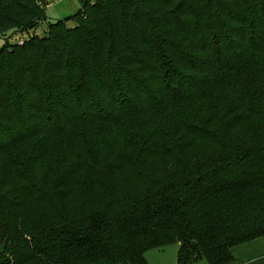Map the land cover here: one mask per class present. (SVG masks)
<instances>
[{"label": "trees", "instance_id": "16d2710c", "mask_svg": "<svg viewBox=\"0 0 264 264\" xmlns=\"http://www.w3.org/2000/svg\"><path fill=\"white\" fill-rule=\"evenodd\" d=\"M50 1L0 0V264L233 262L264 237V0Z\"/></svg>", "mask_w": 264, "mask_h": 264}, {"label": "rangeland", "instance_id": "374dc122", "mask_svg": "<svg viewBox=\"0 0 264 264\" xmlns=\"http://www.w3.org/2000/svg\"><path fill=\"white\" fill-rule=\"evenodd\" d=\"M57 1L56 0L50 1V5L48 6L46 12L48 22L54 23L58 20L65 19L77 13V11L80 9V4L78 0H63L62 3H58ZM46 26H47L46 22L40 24L38 28V32L42 33L46 29ZM8 34L7 35L9 36L11 43H15L16 40L18 41L20 39V36H15V34L13 35L11 34V32H9ZM3 44H4V40L0 39V47H2ZM65 139L66 137L64 138V140ZM54 140L52 142V146H54L53 144ZM37 141L38 139H34L30 141L28 144L15 150L13 152V155L11 156V159L21 164H22V160L26 162L29 159L30 154L39 153V150L36 149L35 146L33 145ZM61 143L64 144L65 141H62ZM238 247H244V245H240ZM179 248H180L179 244H172L162 249H153L148 253H146L145 255L147 261L146 264H178ZM237 258L236 261L240 263L249 262L250 264H264V247L260 248V251L258 252H254L252 254L246 252L245 254H243V257L237 256ZM192 264H208V263L205 260H200Z\"/></svg>", "mask_w": 264, "mask_h": 264}, {"label": "crops", "instance_id": "0c3cea01", "mask_svg": "<svg viewBox=\"0 0 264 264\" xmlns=\"http://www.w3.org/2000/svg\"><path fill=\"white\" fill-rule=\"evenodd\" d=\"M57 2L62 3L63 0H60ZM241 245H244V247H238V246H240V245H238V246H235L232 248V254L235 257V260L229 264H250L249 262L248 263L247 262H245V263L237 262L236 258H237V256L243 257V254H245L246 252H248L249 254H252L254 252L260 251V248L264 247V237L250 241V242H247V243H244V244H241ZM260 260H258V261H260Z\"/></svg>", "mask_w": 264, "mask_h": 264}]
</instances>
